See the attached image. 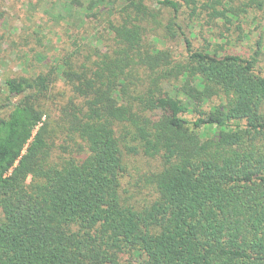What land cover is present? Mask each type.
I'll list each match as a JSON object with an SVG mask.
<instances>
[{"label": "trees", "instance_id": "obj_1", "mask_svg": "<svg viewBox=\"0 0 264 264\" xmlns=\"http://www.w3.org/2000/svg\"><path fill=\"white\" fill-rule=\"evenodd\" d=\"M214 16L229 19L216 8ZM113 33L107 51L92 47L55 72L6 81L21 99L0 118V264H264L259 51L219 54L187 39V61L174 64L143 48L139 27L116 24ZM51 75L73 93L64 115L85 142L83 159H48L35 99ZM124 147L162 157L150 203L122 196Z\"/></svg>", "mask_w": 264, "mask_h": 264}, {"label": "rangeland", "instance_id": "obj_2", "mask_svg": "<svg viewBox=\"0 0 264 264\" xmlns=\"http://www.w3.org/2000/svg\"><path fill=\"white\" fill-rule=\"evenodd\" d=\"M176 1L177 10L163 0H141L138 7L128 6L126 0H0V118H6L21 99L9 93L7 79L32 80L55 72L72 53L85 58L92 47L107 51L116 24L139 27L143 48L151 54L165 51L174 64L187 61L189 39L194 49L219 54L249 58L259 51L257 66L264 69V5L252 0ZM214 8L224 10L229 19L216 18ZM55 77L51 75L48 89L35 99L44 114L48 159L53 163L83 159L85 142L70 130L64 115L73 93ZM163 88L165 93L176 92L168 83ZM148 115L155 120L163 112L157 109ZM124 152L122 196L137 205L152 202L158 195L154 174L162 168V157L127 147Z\"/></svg>", "mask_w": 264, "mask_h": 264}]
</instances>
